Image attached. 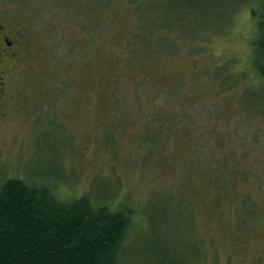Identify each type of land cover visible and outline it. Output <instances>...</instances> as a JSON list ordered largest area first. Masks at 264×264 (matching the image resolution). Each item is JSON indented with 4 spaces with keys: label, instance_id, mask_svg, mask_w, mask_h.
<instances>
[{
    "label": "rangeland",
    "instance_id": "1",
    "mask_svg": "<svg viewBox=\"0 0 264 264\" xmlns=\"http://www.w3.org/2000/svg\"><path fill=\"white\" fill-rule=\"evenodd\" d=\"M102 1L0 0L32 41L34 105L0 120V182L129 213L119 264H170L164 245L175 264H264V113L242 97L263 93L264 0ZM42 88L59 96L38 118Z\"/></svg>",
    "mask_w": 264,
    "mask_h": 264
},
{
    "label": "trees",
    "instance_id": "2",
    "mask_svg": "<svg viewBox=\"0 0 264 264\" xmlns=\"http://www.w3.org/2000/svg\"><path fill=\"white\" fill-rule=\"evenodd\" d=\"M105 5L103 0L101 6ZM93 8L89 3L87 9ZM256 28L252 52L263 93L250 92V85L242 97L246 110L264 113V6ZM221 73L223 68L219 77ZM36 115L39 118L40 112ZM51 192L18 177L0 182V264H119L124 255L136 254L125 249L132 224L129 213L98 206L91 196L63 204ZM166 248L155 254L169 256L170 264H175Z\"/></svg>",
    "mask_w": 264,
    "mask_h": 264
},
{
    "label": "flooded vegetation",
    "instance_id": "3",
    "mask_svg": "<svg viewBox=\"0 0 264 264\" xmlns=\"http://www.w3.org/2000/svg\"><path fill=\"white\" fill-rule=\"evenodd\" d=\"M31 49L32 41L26 37L23 29L9 17L7 10L0 7L1 121H5L16 113H30L34 107L29 93L31 87L26 82L27 78L29 80L27 72L31 63L29 56ZM37 95L35 115L47 104L53 108L56 105L54 102L58 100L57 97L59 96L56 92L52 93L45 88H42Z\"/></svg>",
    "mask_w": 264,
    "mask_h": 264
}]
</instances>
